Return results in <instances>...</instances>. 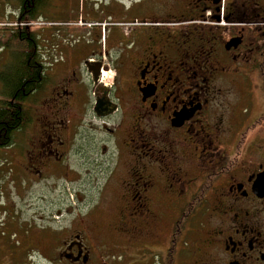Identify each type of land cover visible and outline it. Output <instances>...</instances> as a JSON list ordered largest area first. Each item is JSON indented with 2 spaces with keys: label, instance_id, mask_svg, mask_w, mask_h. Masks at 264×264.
<instances>
[{
  "label": "flooded vegetation",
  "instance_id": "af4514ba",
  "mask_svg": "<svg viewBox=\"0 0 264 264\" xmlns=\"http://www.w3.org/2000/svg\"><path fill=\"white\" fill-rule=\"evenodd\" d=\"M49 1L0 9L1 87L29 53L31 4L39 21L38 90L25 134H1L0 167L23 188L66 178L70 159L104 175L83 215L33 232L27 259L264 264V0H89L67 19Z\"/></svg>",
  "mask_w": 264,
  "mask_h": 264
},
{
  "label": "rangeland",
  "instance_id": "374dc122",
  "mask_svg": "<svg viewBox=\"0 0 264 264\" xmlns=\"http://www.w3.org/2000/svg\"><path fill=\"white\" fill-rule=\"evenodd\" d=\"M14 1L0 0L1 11L6 7V4L14 3ZM118 1L126 5L129 3V0ZM90 7L89 0H50L45 8V16L66 17L67 19L74 16L77 10L87 11ZM146 13H150V10H132V12L124 13L123 18L131 21L135 17L139 19ZM35 22L33 21V23ZM67 23L71 22L67 21ZM72 23H75V21ZM79 27L77 25L74 28ZM30 32H34V38L37 42L38 25L31 26ZM10 61L9 58L4 60L6 64ZM32 109H34V106H32ZM14 134L25 133L19 131ZM17 142V149L22 150L23 143L18 139ZM15 151L16 148H10L7 152L13 153L17 157ZM5 157L6 155L0 153V162L3 161L4 165L8 162V160H4ZM67 164L72 169L67 171V180H64L66 178H61V176H56L46 185H33L24 188L20 183V177L24 174H21L18 181H15V175L10 173L8 169L6 170L9 172L5 169L2 170V167H0V264H35L34 259L32 261L31 258L27 259L28 251H26V247H30V244L24 245V243L29 242L27 240L32 239L33 232L49 227L48 225L58 226L62 223L65 214H63V219L53 217L57 211L72 212L81 216L92 205L101 183L99 180L103 178L104 173L99 174L97 165L93 162H88L90 165L83 168L77 166L73 159H70ZM77 169H80L81 172L78 173ZM11 171H14V169ZM8 173L10 177L4 176ZM69 180H76L77 182H69ZM96 180H98L97 184H95ZM103 216L105 220L102 221H109L107 210ZM176 247L181 256L191 255L190 253L193 250L191 238L185 234L177 236Z\"/></svg>",
  "mask_w": 264,
  "mask_h": 264
},
{
  "label": "trees",
  "instance_id": "16d2710c",
  "mask_svg": "<svg viewBox=\"0 0 264 264\" xmlns=\"http://www.w3.org/2000/svg\"><path fill=\"white\" fill-rule=\"evenodd\" d=\"M37 5L38 2H35ZM30 21L38 16L37 6L29 7ZM30 42L21 41L20 50H28L26 56L19 54L15 58L14 68L8 70L5 75L4 86L0 90V143L3 139L1 134H12L22 130L27 121L23 116L22 102L27 101V97H32L35 90H38L39 68L35 65L34 51L37 50V42L34 33H30ZM17 65V66H16ZM30 102H34L30 100Z\"/></svg>",
  "mask_w": 264,
  "mask_h": 264
}]
</instances>
